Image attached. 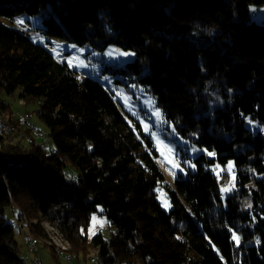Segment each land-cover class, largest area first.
I'll return each instance as SVG.
<instances>
[{
  "label": "trees",
  "instance_id": "16d2710c",
  "mask_svg": "<svg viewBox=\"0 0 264 264\" xmlns=\"http://www.w3.org/2000/svg\"><path fill=\"white\" fill-rule=\"evenodd\" d=\"M262 5L0 0V92L19 90L33 101L49 139L48 147L38 145L0 99V115L13 126L0 137V264H28L17 233L28 227L44 238V221L92 264H264V22L252 17ZM23 14L42 17L37 32L16 22ZM203 24L217 26L212 40L186 36ZM35 37L90 44L102 57L108 44L133 50L132 60L105 63L101 73L115 74L127 89L144 86L162 116L211 156L200 153L170 186L152 140L113 92L98 79L78 78ZM21 132L29 134L26 147ZM230 160L234 187L225 192ZM160 186L169 209L157 198ZM92 213L105 216L107 235H88Z\"/></svg>",
  "mask_w": 264,
  "mask_h": 264
},
{
  "label": "rangeland",
  "instance_id": "374dc122",
  "mask_svg": "<svg viewBox=\"0 0 264 264\" xmlns=\"http://www.w3.org/2000/svg\"><path fill=\"white\" fill-rule=\"evenodd\" d=\"M252 17L257 22H264V5L252 7ZM41 16L26 15L16 17V22L38 31L37 28L42 26ZM6 23V19L2 20ZM196 26V27H195ZM186 36L195 40L199 44H204L208 40H212L213 35L217 32V26L214 24L195 25ZM34 41L41 43L52 53L59 61L66 62L69 67L75 70L78 78L90 76L98 79L105 87L113 92V97L119 103L122 111L125 113L130 122L135 126L136 123L143 134L148 135L153 142L157 155L155 162L164 176V181L170 186H173L174 179L178 174H184L188 169L195 168L194 159L204 153L211 156V152L197 146L194 141L183 137L163 116L160 109L156 105L155 98L146 91L145 87L134 83L130 84L129 88H125L123 84L116 83L114 80L118 78L115 74L101 73L105 63L113 65L114 61L122 66L127 61L134 58V52L131 49H123L115 44H108L103 52L105 57L100 55V49L91 46L90 44L76 45L59 38L43 39L35 37ZM106 58H109L107 60ZM111 70V69H110ZM19 90L13 95H8L0 92V99L7 102L11 108L13 116L16 118L20 114V120L24 122V116L30 114L28 121L33 123L34 127L39 130H44V124L36 113L37 105L33 101H25L17 96ZM29 136V134H27ZM18 143L26 147L29 145L28 140L23 137L18 140ZM232 161L230 160L225 169L227 171V182L222 185V191H231L234 187ZM214 171L220 172L222 169L216 166ZM157 198L165 209L171 206L168 194L163 187H159ZM4 215L7 221L11 222L14 218L8 208H5ZM45 229L50 231L51 238H48L50 243L41 239V244L38 245L37 252L30 249V246L24 242L23 232L17 233L19 242V255L24 254V244L28 246V256L37 257L40 264H92L91 261L84 262L81 255L72 254L68 251L65 241L62 240L57 233V228L52 227L48 222H44ZM110 227L104 215L92 213L90 223L88 225V235H92L97 231H101L103 235H107ZM236 237V236H235ZM239 240L238 237H236ZM23 240V241H22ZM24 242V244H23ZM53 244V245H48ZM58 246L59 248H56ZM26 262L32 264L31 257L28 260L25 255ZM73 258V259H71ZM79 258V259H78Z\"/></svg>",
  "mask_w": 264,
  "mask_h": 264
},
{
  "label": "bare ground",
  "instance_id": "6f19581e",
  "mask_svg": "<svg viewBox=\"0 0 264 264\" xmlns=\"http://www.w3.org/2000/svg\"><path fill=\"white\" fill-rule=\"evenodd\" d=\"M101 54H102V53H101ZM115 65H117V61H115ZM30 116H31V115L28 114V115H27V119H28V117H30ZM17 118L20 119L21 117L18 116ZM0 123H2V125H4V126H7V129H8L9 131H11V132H8V133H6V134H4V135H3V134H0V137L6 138V137H8L9 135H11V133H12V131H13V126H12L8 121H6L5 119H3V117H2L1 115H0ZM31 124H32V127H33V128H31L30 125H28V122L24 119V125H25V127H26L27 129L30 130L32 136L35 138V142H36L38 145H40V146L42 147V144H41V141H40V137L37 136V132H36V131H38V132H41L42 134H45V137H46V143H47V146H48L49 139H48V137H47L46 132L43 131V130H39V129L35 128L34 125H33V123H31ZM21 134L24 135L26 139H29V137H28L27 135H25L24 133L21 132ZM12 209H13V211H16V210L18 209L17 205H16V204H13ZM44 222H46V221H44ZM44 222L42 223V226L44 227V231H45V234H46V236H45L44 238H40V237L34 236V235L31 233V231L28 229V227H22V228H21V232H23V235H25V237H26L28 243H29L30 245L33 246L35 252H37V250H38V245L41 244V239H44V240H46L48 243H50V241H49L48 238H51V234H50V231H48L47 229H45ZM50 225H51V224H50ZM51 226L54 227V228H56V227L53 226V225H51ZM57 233H58V235H60V237L62 238L63 241H65L66 243H68V245H67L66 248H68V251H69V248H70V243H69V241L63 237V235L59 232L58 229H57ZM48 245H53V244H48ZM55 247H56V248H59L58 246H55ZM69 252H70V251H69ZM70 253H72V252H70ZM72 254H74V253H72ZM71 259H73V258H71Z\"/></svg>",
  "mask_w": 264,
  "mask_h": 264
},
{
  "label": "built area",
  "instance_id": "2783aa9c",
  "mask_svg": "<svg viewBox=\"0 0 264 264\" xmlns=\"http://www.w3.org/2000/svg\"><path fill=\"white\" fill-rule=\"evenodd\" d=\"M21 30H22L23 33H25L28 36L33 35V32L31 30H28V29H21ZM19 116H20V114H19ZM24 119L28 122V125H30V127L33 128L31 122L28 121L27 116H24ZM8 132H11V131H9L7 129V126H4V125H2V123H0V134L4 135V134H6ZM36 132H37V136L40 137V141H41L42 147H48L47 143H46L45 134H42L41 132H38V131H36ZM23 239H24V242L27 245L30 246V249L35 252L33 246L28 243L25 235H23ZM31 262H32V264H40V261H39V259L37 257H31Z\"/></svg>",
  "mask_w": 264,
  "mask_h": 264
},
{
  "label": "crops",
  "instance_id": "0c3cea01",
  "mask_svg": "<svg viewBox=\"0 0 264 264\" xmlns=\"http://www.w3.org/2000/svg\"><path fill=\"white\" fill-rule=\"evenodd\" d=\"M20 235H21V234H20ZM21 236H22V235H21ZM22 241H23V240H22ZM23 244H24V242H23ZM24 248H25V250H24V254H23V255H24V257H25V258H26V256H25V255H27V257H28V260H29V259H30V257H31V256H33V255H31V253H30V256H28V254H27V253H28L29 251H28V246H27V245H25V244H24Z\"/></svg>",
  "mask_w": 264,
  "mask_h": 264
},
{
  "label": "snow or ice",
  "instance_id": "6c2138e0",
  "mask_svg": "<svg viewBox=\"0 0 264 264\" xmlns=\"http://www.w3.org/2000/svg\"><path fill=\"white\" fill-rule=\"evenodd\" d=\"M233 238H234V239H236V237H235V236H234Z\"/></svg>",
  "mask_w": 264,
  "mask_h": 264
}]
</instances>
